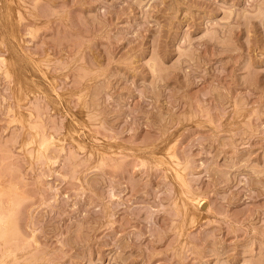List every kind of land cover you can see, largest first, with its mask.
I'll return each instance as SVG.
<instances>
[{
  "label": "rangeland",
  "instance_id": "rangeland-1",
  "mask_svg": "<svg viewBox=\"0 0 264 264\" xmlns=\"http://www.w3.org/2000/svg\"><path fill=\"white\" fill-rule=\"evenodd\" d=\"M0 220V264H264V0H0Z\"/></svg>",
  "mask_w": 264,
  "mask_h": 264
},
{
  "label": "bare ground",
  "instance_id": "bare-ground-1",
  "mask_svg": "<svg viewBox=\"0 0 264 264\" xmlns=\"http://www.w3.org/2000/svg\"><path fill=\"white\" fill-rule=\"evenodd\" d=\"M197 198H198V201L201 203V202H203L204 200H205V198H199L198 196H197ZM196 203V202H195ZM1 221V220H0Z\"/></svg>",
  "mask_w": 264,
  "mask_h": 264
}]
</instances>
